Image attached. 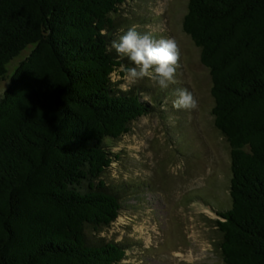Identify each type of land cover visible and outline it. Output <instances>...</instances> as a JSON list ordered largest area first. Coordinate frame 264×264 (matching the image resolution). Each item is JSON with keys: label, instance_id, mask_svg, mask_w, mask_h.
<instances>
[{"label": "trees", "instance_id": "1", "mask_svg": "<svg viewBox=\"0 0 264 264\" xmlns=\"http://www.w3.org/2000/svg\"><path fill=\"white\" fill-rule=\"evenodd\" d=\"M128 0H0V264H123L100 236L122 203L104 173L111 144L159 112L121 90L111 49ZM183 30L211 77L230 147L231 206L216 210L224 264H264V0H189ZM101 32L104 34L102 35ZM123 75V73H122ZM111 76V78H110Z\"/></svg>", "mask_w": 264, "mask_h": 264}, {"label": "rangeland", "instance_id": "2", "mask_svg": "<svg viewBox=\"0 0 264 264\" xmlns=\"http://www.w3.org/2000/svg\"><path fill=\"white\" fill-rule=\"evenodd\" d=\"M189 0H128L114 15L118 40L129 28L155 40L172 39L179 47L176 83L162 90L145 78L128 90L155 99L159 112L130 124V132L111 144L118 156L104 173L122 210L100 236L126 246L123 264H224L216 210L231 206L230 147L216 129L211 77L200 50L183 30ZM32 51L24 50L7 66L0 97L14 70ZM122 65L135 67L127 56ZM121 68V67H120ZM120 68L113 81L126 82ZM187 89L198 101L192 110H177L173 101Z\"/></svg>", "mask_w": 264, "mask_h": 264}, {"label": "clouds", "instance_id": "3", "mask_svg": "<svg viewBox=\"0 0 264 264\" xmlns=\"http://www.w3.org/2000/svg\"><path fill=\"white\" fill-rule=\"evenodd\" d=\"M111 49H115L120 56H127L135 65L121 66L122 79L126 82L121 85V90L127 91L129 85H134L145 78L154 81L162 90L177 82L175 76L179 67L180 51L175 40H155L149 34L141 35L136 26H132L118 40L112 41L109 50ZM114 75L115 73L111 74ZM172 103L177 110H192L198 106L197 99L187 89L179 90L177 98Z\"/></svg>", "mask_w": 264, "mask_h": 264}]
</instances>
